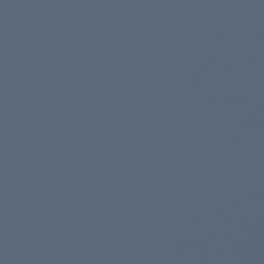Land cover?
<instances>
[{"label":"water","instance_id":"water-1","mask_svg":"<svg viewBox=\"0 0 264 264\" xmlns=\"http://www.w3.org/2000/svg\"><path fill=\"white\" fill-rule=\"evenodd\" d=\"M0 264H264V0H0Z\"/></svg>","mask_w":264,"mask_h":264}]
</instances>
